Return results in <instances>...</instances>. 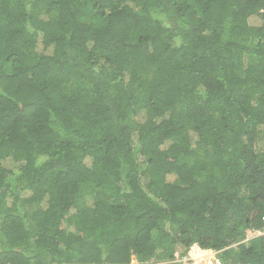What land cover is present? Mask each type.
Returning <instances> with one entry per match:
<instances>
[{
    "label": "trees",
    "instance_id": "trees-1",
    "mask_svg": "<svg viewBox=\"0 0 264 264\" xmlns=\"http://www.w3.org/2000/svg\"><path fill=\"white\" fill-rule=\"evenodd\" d=\"M193 244L264 264V0H0V264Z\"/></svg>",
    "mask_w": 264,
    "mask_h": 264
},
{
    "label": "built area",
    "instance_id": "built-area-1",
    "mask_svg": "<svg viewBox=\"0 0 264 264\" xmlns=\"http://www.w3.org/2000/svg\"><path fill=\"white\" fill-rule=\"evenodd\" d=\"M216 254L215 251L205 250L194 244L178 262L179 264H221Z\"/></svg>",
    "mask_w": 264,
    "mask_h": 264
},
{
    "label": "rangeland",
    "instance_id": "rangeland-1",
    "mask_svg": "<svg viewBox=\"0 0 264 264\" xmlns=\"http://www.w3.org/2000/svg\"><path fill=\"white\" fill-rule=\"evenodd\" d=\"M253 234H254V233L247 232V237L249 238V237L253 236ZM258 234H259V233H258ZM258 234H256V235H258ZM134 263H136V261H135V260H134V261H132V264H134Z\"/></svg>",
    "mask_w": 264,
    "mask_h": 264
},
{
    "label": "clouds",
    "instance_id": "clouds-1",
    "mask_svg": "<svg viewBox=\"0 0 264 264\" xmlns=\"http://www.w3.org/2000/svg\"><path fill=\"white\" fill-rule=\"evenodd\" d=\"M194 245V244H193ZM192 246V245H191ZM190 246V247H191ZM189 247V248H190ZM189 248H188V250H189ZM188 250L186 251V253L188 252ZM186 253L183 255V256H181L180 258H179V256L178 255H176V257H177V260L176 261H179L182 257H184L185 255H186ZM133 261H134V259H133ZM132 263V262H131ZM135 264V263H134Z\"/></svg>",
    "mask_w": 264,
    "mask_h": 264
}]
</instances>
